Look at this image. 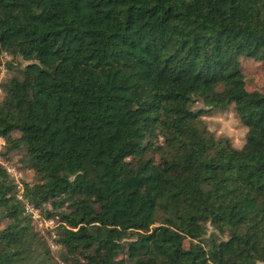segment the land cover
<instances>
[{"label": "trees", "instance_id": "16d2710c", "mask_svg": "<svg viewBox=\"0 0 264 264\" xmlns=\"http://www.w3.org/2000/svg\"><path fill=\"white\" fill-rule=\"evenodd\" d=\"M0 264H264V0H0ZM195 102L199 105L194 108ZM233 107L235 148L203 116Z\"/></svg>", "mask_w": 264, "mask_h": 264}, {"label": "rangeland", "instance_id": "374dc122", "mask_svg": "<svg viewBox=\"0 0 264 264\" xmlns=\"http://www.w3.org/2000/svg\"><path fill=\"white\" fill-rule=\"evenodd\" d=\"M10 58V55L6 54L5 52L1 53L0 81L8 75L6 61ZM242 64L244 66L243 68L245 72L246 88L249 90L256 88L264 92V63L259 64L254 61L246 60L242 61ZM198 105L199 103L195 102L194 108H196ZM203 120L206 123L208 129L215 136H223L228 138L235 148L241 147L244 143L246 129L235 116L233 107L230 106L224 110H212L203 116ZM2 149L3 140L0 138V151H2ZM13 157L14 159L9 161L0 154V163L17 185L18 197L22 198V182H32L36 179L30 170H24L19 167V164L16 162L17 155H14ZM27 204L30 203L25 201V212L30 215V219L36 230L45 235L51 253L58 260L59 264H62L58 259L59 246L52 239L54 237L53 232L55 233V218L47 217L45 211L36 207H34L35 209L33 208L32 210L30 208L26 209ZM29 206L30 205H28V207Z\"/></svg>", "mask_w": 264, "mask_h": 264}, {"label": "built area", "instance_id": "2783aa9c", "mask_svg": "<svg viewBox=\"0 0 264 264\" xmlns=\"http://www.w3.org/2000/svg\"><path fill=\"white\" fill-rule=\"evenodd\" d=\"M6 54H7V53H6ZM28 205H30V206L28 207ZM29 208L32 210V209L34 208V206H33L32 204H27V205H26V209H29ZM34 209H35V208H34ZM53 236H54V232H53Z\"/></svg>", "mask_w": 264, "mask_h": 264}]
</instances>
